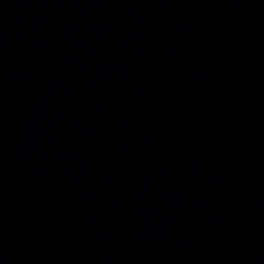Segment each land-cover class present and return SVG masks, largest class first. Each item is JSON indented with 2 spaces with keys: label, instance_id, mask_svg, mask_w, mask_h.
Listing matches in <instances>:
<instances>
[{
  "label": "water",
  "instance_id": "water-1",
  "mask_svg": "<svg viewBox=\"0 0 264 264\" xmlns=\"http://www.w3.org/2000/svg\"><path fill=\"white\" fill-rule=\"evenodd\" d=\"M0 264H264V0H0Z\"/></svg>",
  "mask_w": 264,
  "mask_h": 264
}]
</instances>
